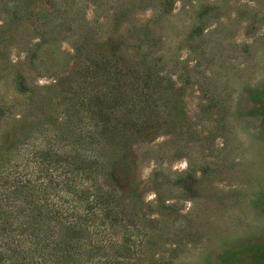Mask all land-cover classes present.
I'll return each mask as SVG.
<instances>
[{"label":"rangeland","instance_id":"rangeland-1","mask_svg":"<svg viewBox=\"0 0 264 264\" xmlns=\"http://www.w3.org/2000/svg\"><path fill=\"white\" fill-rule=\"evenodd\" d=\"M261 89L264 0H0L4 226L18 173L32 204L67 198L61 155L83 152L127 235L119 264H246L264 247ZM0 264H18L1 242Z\"/></svg>","mask_w":264,"mask_h":264},{"label":"trees","instance_id":"trees-1","mask_svg":"<svg viewBox=\"0 0 264 264\" xmlns=\"http://www.w3.org/2000/svg\"><path fill=\"white\" fill-rule=\"evenodd\" d=\"M251 101L264 104V89L252 91ZM253 112L264 126V105ZM81 155L85 157L83 152L70 157L61 155L67 160L68 170L58 173L57 177L62 179L55 189L68 197L52 194V201H43L44 209L43 204L36 206L32 198H27L31 194L18 173V229L5 227L6 219L0 216L1 245L9 255L18 258V264H119L127 258V235L119 236L115 228L112 201L93 185L88 167L86 173L77 175L81 168L74 162ZM55 158L53 167L59 163L58 156ZM0 196L7 203V194ZM14 204L12 201L11 205ZM12 232L17 239L11 247L8 240ZM225 254L218 257L219 264L243 263L239 261V256L244 255L242 251ZM247 258L246 264H264V247L252 248Z\"/></svg>","mask_w":264,"mask_h":264}]
</instances>
